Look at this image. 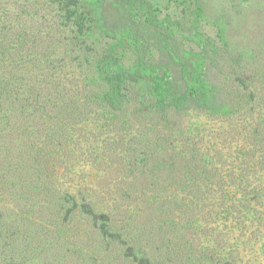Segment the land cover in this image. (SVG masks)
<instances>
[{"label":"rangeland","instance_id":"rangeland-1","mask_svg":"<svg viewBox=\"0 0 264 264\" xmlns=\"http://www.w3.org/2000/svg\"><path fill=\"white\" fill-rule=\"evenodd\" d=\"M127 1L80 0L94 23L76 45L61 0H0V264H264V0H138L179 51L220 63L221 106L159 128L142 113L152 77L115 42ZM114 43L110 68L134 74L116 114L98 99ZM146 49L178 84L189 57ZM63 190L108 209L121 239Z\"/></svg>","mask_w":264,"mask_h":264},{"label":"trees","instance_id":"trees-1","mask_svg":"<svg viewBox=\"0 0 264 264\" xmlns=\"http://www.w3.org/2000/svg\"><path fill=\"white\" fill-rule=\"evenodd\" d=\"M61 1L60 11L66 21L65 33L67 34V40H72L76 45H81L92 30L94 22L91 14L82 11L79 7L80 0ZM126 4H129V6L125 9L121 8L134 20H129L128 27L124 22L123 26L117 25L120 28L117 30L119 38L117 37L118 40L116 38L115 42L123 44L124 40L128 39L129 44L127 45L130 49L133 64L142 67L143 71L149 73L152 77L153 87L148 92L150 105L145 107L146 111H142L143 116L151 119L152 122H155V127L159 128L170 125L175 115L185 114L193 110L212 111L219 108L222 98V89L217 80L221 73V70L217 68V65L220 64L219 61L217 63L215 60L209 64L208 53L205 51L197 54H187L184 51H179L172 30L168 31L157 22L150 21L148 23L152 25H149L139 20L137 11L140 12L141 8L138 7V0H129ZM148 36L152 38L153 43L148 44V41H146ZM116 45L115 43L112 44L107 53L103 55L102 66L98 69L100 80L105 87L103 94L98 99L112 114L122 112L131 102L133 92L123 86L134 82V74L129 75L131 73L129 69H124L118 64L115 65L114 69L110 68L114 64L111 62H116L115 55H113ZM148 46L152 47L154 52H158L157 54H167L171 60H175L179 54L189 57L186 62L183 63L184 60H181L182 63H179L183 77H181L182 79L178 84L172 77L170 66L163 64L162 61L154 60V56L146 49ZM172 51L176 55L172 54ZM213 52L214 55H218L216 50ZM85 64H88L86 60ZM147 96L143 94L141 97L146 99ZM137 112L140 111L137 110ZM73 188L76 190L77 186ZM62 192L64 202L72 205L71 210L69 209L71 212L83 214L91 221H96L98 217L106 218L105 225L103 224L100 227V234L102 236L109 234L110 237L119 236L116 238L121 239V235H118L113 227L115 225L111 221L109 222L110 211L108 209H104L105 211L98 215L94 203L80 194L78 199L76 197L77 191L63 190ZM130 250L134 251L135 249L130 247ZM132 256L134 260L138 261V264H149L147 257L137 258L135 253H132Z\"/></svg>","mask_w":264,"mask_h":264}]
</instances>
